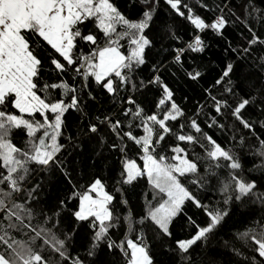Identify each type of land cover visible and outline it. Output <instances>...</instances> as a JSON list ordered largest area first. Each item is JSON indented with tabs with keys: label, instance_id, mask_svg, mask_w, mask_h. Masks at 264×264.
<instances>
[{
	"label": "snow or ice",
	"instance_id": "6c2138e0",
	"mask_svg": "<svg viewBox=\"0 0 264 264\" xmlns=\"http://www.w3.org/2000/svg\"><path fill=\"white\" fill-rule=\"evenodd\" d=\"M126 8L0 0V264H264V0ZM208 33L223 59L189 109L162 57L200 83Z\"/></svg>",
	"mask_w": 264,
	"mask_h": 264
},
{
	"label": "trees",
	"instance_id": "16d2710c",
	"mask_svg": "<svg viewBox=\"0 0 264 264\" xmlns=\"http://www.w3.org/2000/svg\"><path fill=\"white\" fill-rule=\"evenodd\" d=\"M212 2V0H209ZM116 3L121 7V9L125 12H128L126 8V0H116ZM187 3L190 5H195L197 0H187ZM200 14L205 17H210V13H203V10H199ZM167 12L164 10V6L161 5V18H167ZM159 23V21H158ZM178 23L181 24L179 29L178 35L180 36L181 40L184 42L190 41L192 37V33L190 30V26L184 24L183 22L178 20ZM204 36L205 43L208 44V48L206 49L205 53L202 57L199 54H191L193 57H197L195 63L189 62V57L186 55L183 59L184 67L186 70L191 71L193 68H198V70H203L205 72L204 77L201 79L200 83H196L193 81L188 80L184 76V72L180 70V68L174 64H170L169 61L171 60V53H164L162 59L164 63L167 64L170 68V71L166 73H161L163 80L167 83L174 91H175V99L178 103L182 106L187 107L189 109H193L196 106V100L202 95V88L203 86L210 80L212 75H215L220 71L219 64L220 61L223 59V47L222 42L219 41L218 37H215L211 33L207 35L201 34ZM227 36L229 39L233 41L235 44L237 41H240V36L237 30L229 26L227 30ZM242 42V41H241ZM166 43H170L172 47L178 46L175 41H166ZM203 63L207 65L206 68L201 69L200 64ZM148 74L147 69L145 70V75ZM187 95L188 101L185 103L184 96ZM151 98V97H150ZM103 103V101H102ZM70 122L78 120V116L73 114L72 117H69ZM253 157L246 156L245 163L247 166H251ZM101 175H105V173L101 172ZM109 184H112V180L109 178ZM54 191H63L64 185H61L58 181L52 185ZM137 193H130L129 199L135 203ZM191 214V213H190ZM229 226L233 228H238L243 230L244 225L242 223L241 214L238 212L236 215L232 217L229 221ZM159 259H165L164 256H159Z\"/></svg>",
	"mask_w": 264,
	"mask_h": 264
}]
</instances>
